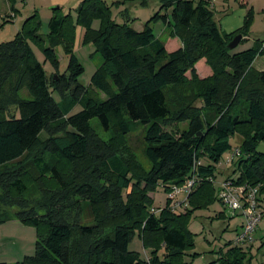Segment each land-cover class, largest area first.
<instances>
[{"label": "trees", "instance_id": "obj_1", "mask_svg": "<svg viewBox=\"0 0 264 264\" xmlns=\"http://www.w3.org/2000/svg\"><path fill=\"white\" fill-rule=\"evenodd\" d=\"M158 2L160 11L141 32L114 22L103 0H83L76 23L53 16L46 41L32 16L14 39L0 44V224L15 219L37 230L35 255L16 264H191L186 258L193 262L198 255L190 254L189 221L218 200L207 178L216 179L235 136L241 138L237 184L259 186L264 202V155L257 154L264 146V71L253 67L264 42L229 49L239 35L240 45L247 42L252 7L239 3L247 9L244 24L226 34L206 0ZM96 20L98 30L92 28ZM158 22L179 49L169 52L156 39ZM77 27L84 30L83 44H92L102 59L87 87L74 53ZM30 40L57 72L55 50L62 47L66 72L49 77ZM94 119L107 139L92 128ZM175 123L187 124L179 136L165 130ZM138 125L145 128L148 169L127 142ZM204 159L207 164L193 171ZM193 174L201 182L189 196L191 209L177 214L167 201L156 213L151 194L160 186L167 194ZM136 237L148 260L130 250ZM227 246L208 264H250L248 249Z\"/></svg>", "mask_w": 264, "mask_h": 264}, {"label": "rangeland", "instance_id": "obj_2", "mask_svg": "<svg viewBox=\"0 0 264 264\" xmlns=\"http://www.w3.org/2000/svg\"><path fill=\"white\" fill-rule=\"evenodd\" d=\"M103 1L111 8V15L114 22L119 25L127 24L137 32H141L147 22L159 12L156 0H147L145 6L141 5L139 2H129L126 3V5L124 3L115 5V3H109L105 0ZM229 1V4H226L227 1L225 2L224 0L208 1L210 7H216L215 19L218 23L224 16L230 14L233 9H238L240 7V5L234 2V0ZM81 3L82 1L79 2L77 0H13L12 2H9L8 0H0V44L14 39L16 35L22 31L25 22L32 16H37L40 21L41 26L38 35L41 39L46 41L50 31L49 24L53 16L57 14L64 17L68 16L76 23L77 10ZM248 7L250 8V6ZM256 8L257 11L252 8L254 12V21L250 28L249 38L251 42H264V12L258 11V5ZM256 16L258 17L257 23H255ZM127 17L130 20L129 22L125 19ZM254 25L256 28H253ZM99 27L100 22L98 20L94 21L92 28L98 30ZM164 28L165 26L162 22L153 24L154 36L156 39L162 41L168 39L167 35L163 33ZM83 36L84 30L77 27L74 53L84 68V73L79 81L82 85L87 87L89 86L91 77L96 69L102 64V59L99 54H95V47L92 44H83ZM29 43L38 61L44 65L49 77L57 76L58 74L62 75L66 72L69 65V57L65 55L62 47H58L55 50L60 62V70L57 72L52 68L51 64L45 60V56L40 47L31 40ZM246 49H248V45L245 44L237 47L238 51ZM262 68H264V55L258 57L254 62L255 70ZM20 96L26 97V93L22 92ZM54 97L59 101V98L56 95H54ZM99 97L102 99L105 98L102 94H99ZM194 105L196 107H202V103L199 101H196ZM81 109L80 106L76 107L72 114L80 112ZM98 124L99 123L96 119L91 121V126L98 135L107 139V134ZM186 127V123H175L173 125H166L165 130L179 136L181 131ZM144 132V126L138 125L127 137V142L138 162L145 169H148L149 163L143 153L145 148ZM45 138L46 136L42 135V139ZM240 143L241 138L239 136H235L231 139L232 150L226 153L221 162L217 165L215 173L217 184L214 185L215 189L218 190L219 183L227 179L226 175H234L233 170L235 165L227 166L224 163V160L229 153L239 147ZM201 164H207V160H202ZM237 176L238 174L234 175V178ZM34 195L35 192L32 191L29 195V199H35ZM151 197L154 199L153 208L156 213H158L159 209L166 206L167 196L161 186L157 189L156 193L151 194ZM182 199L183 197L180 198V200ZM262 206L264 210V202H262ZM190 209L191 206L188 205L187 208L178 210L177 214H185L186 211ZM5 211L9 212V214L10 212H15V210L12 212V209H5ZM222 213L224 218L221 217ZM243 221L242 217H233L231 211L226 209L218 200L213 201L206 208L196 210L191 216L188 228L194 235L195 243V247L190 254H196L198 256L193 262L192 259L188 257L186 258V262L191 264H208L215 261L218 258L220 251L226 252L228 250L227 245L234 241L237 233L240 231L239 228ZM238 229L239 231L237 232ZM36 242V228L30 225H24L15 219L6 223H1L0 264H16L22 262L26 257H33L35 255ZM129 248L132 252L139 253L142 259H149V251L143 249L142 243L138 237L132 241ZM248 250L250 251V264H264V216L255 234V242L252 247H248Z\"/></svg>", "mask_w": 264, "mask_h": 264}, {"label": "built area", "instance_id": "obj_3", "mask_svg": "<svg viewBox=\"0 0 264 264\" xmlns=\"http://www.w3.org/2000/svg\"><path fill=\"white\" fill-rule=\"evenodd\" d=\"M241 156L238 148H235L224 160L227 166L234 165ZM201 162L195 164L194 170L197 169ZM209 182L216 185V179L209 177ZM201 179L197 174H193L191 178L181 186H171L170 191L166 194V201L169 202V208L172 212L177 213L178 210L187 208L189 205V196L195 190ZM216 190L218 201L228 210L231 211L233 217H242L240 231L237 233L232 242L236 247L248 249L255 242V234L263 219L264 210L260 197V187L251 185L237 184L236 178H227L219 183ZM183 197L182 200L180 198Z\"/></svg>", "mask_w": 264, "mask_h": 264}, {"label": "crops", "instance_id": "obj_4", "mask_svg": "<svg viewBox=\"0 0 264 264\" xmlns=\"http://www.w3.org/2000/svg\"><path fill=\"white\" fill-rule=\"evenodd\" d=\"M79 2L83 1V0H77ZM109 3H124L126 5V3H131V2H139L141 5H146L147 4V0H105ZM193 1V0H190ZM194 1H198V0H194ZM209 1V0H208ZM218 1V0H217ZM226 2V4H229V0H224ZM157 2V7H159V11H160V4L158 2V0H156ZM234 2L236 3H246L248 4V6L256 9L257 11V5L259 7L258 11L264 12V0H234ZM233 5V4H232ZM212 7V6H211ZM230 8V7H229ZM213 11L216 13V7H212ZM227 11V10H225ZM229 11V10H228ZM221 12V11H219ZM247 13V9L241 8L239 7L238 9H233V11L224 16L221 20H219L220 23V28L221 30L226 33V34H231L235 31H237L238 29H240L243 24H244V19ZM170 14V12H169ZM258 14V12H257ZM216 15V14H215ZM258 17L256 16L255 19V23H257ZM165 26V25H164ZM253 28H256L255 25L253 26ZM252 28V30H253ZM79 29V28H78ZM165 28H164V32L165 33ZM254 42H251L250 38H247V42L245 43V45H248V48H251ZM165 45H166V49L171 52V51H175L177 49H179L181 47V43L177 40V39H167L165 40ZM254 67V64H253ZM258 71H264V68L262 69H257ZM206 75L210 74V71L208 69H206L205 71ZM227 178H231L233 175H226ZM234 178V176H233ZM240 229V228H239ZM239 229L237 230V232L239 231ZM252 247V246H251Z\"/></svg>", "mask_w": 264, "mask_h": 264}, {"label": "water", "instance_id": "obj_5", "mask_svg": "<svg viewBox=\"0 0 264 264\" xmlns=\"http://www.w3.org/2000/svg\"><path fill=\"white\" fill-rule=\"evenodd\" d=\"M241 40H242V36L241 35L235 37L233 39V41L229 44V49L230 50H235L239 46ZM257 154L264 155V146L263 145H261L260 147H258Z\"/></svg>", "mask_w": 264, "mask_h": 264}]
</instances>
